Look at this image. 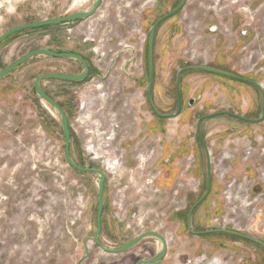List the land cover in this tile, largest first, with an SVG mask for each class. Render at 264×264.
I'll return each mask as SVG.
<instances>
[{
    "label": "rangeland",
    "instance_id": "1",
    "mask_svg": "<svg viewBox=\"0 0 264 264\" xmlns=\"http://www.w3.org/2000/svg\"><path fill=\"white\" fill-rule=\"evenodd\" d=\"M94 1L0 0V37L19 25L87 11ZM180 1L103 0L96 15L86 21L10 38L0 47V71L39 49L77 50L86 57L92 68L90 79L83 83L44 81L43 87L67 114L74 160L107 175L101 234L105 245L118 246L154 231L169 243L167 257L158 264H217L215 259L225 249L221 244L234 241L241 243L248 263L264 264V251L260 255L244 239L217 234L198 241L191 238L187 216L198 202L193 191L199 185L191 175H183L178 187L165 195L155 194V184L148 177L147 166L157 143L143 137L147 120L154 116L147 101V41L154 23ZM236 1L190 0L160 25L155 49L182 37L181 62L190 66L200 63L199 56L209 53L211 45V54L224 53V60L217 61L223 68L251 69L264 84V0ZM244 30L248 35L243 36ZM126 46L134 48L138 61L135 67L131 63L127 67L132 77L121 70L122 60H130L125 52L111 80L101 81L97 74H104ZM82 70L73 60L38 57L0 80V264H79L83 239L96 232L100 178L68 166L60 122L52 108L37 99L33 88L38 75ZM171 93L174 96V90ZM243 139L242 147H253L248 161L256 163L257 178L255 184H243L240 191L236 188L238 197L232 196L225 222L219 224L227 229H244L257 204L264 203V191L258 190V185L264 186V137ZM209 158L218 165V156ZM206 164L203 155L202 185ZM249 201L252 205L247 206ZM179 222L182 229L176 231ZM212 238L217 243L207 255L203 246ZM89 245L91 258L83 264H136L152 258L161 247L158 240L149 238L124 254L110 255L93 242Z\"/></svg>",
    "mask_w": 264,
    "mask_h": 264
},
{
    "label": "crops",
    "instance_id": "2",
    "mask_svg": "<svg viewBox=\"0 0 264 264\" xmlns=\"http://www.w3.org/2000/svg\"><path fill=\"white\" fill-rule=\"evenodd\" d=\"M242 1L250 2L251 0ZM242 19L243 17L239 16L240 22L243 21ZM244 31L243 36L248 35V30ZM183 40L182 37L177 36L171 42L173 45L167 46L164 41L155 49L156 70L153 100L155 107L162 114H173L177 111L178 95L176 90V75L183 67L181 62L183 58L181 53L184 47ZM238 44H241V41ZM209 47L207 48L209 53H201L199 56L202 58L201 62L195 65H204L237 74L251 81H255L264 87L261 80L256 78L257 75L251 73V69L241 70L240 68L234 67L226 70L223 68L221 63H217V61L218 59L219 61L220 59L224 60V53L217 52L215 55L211 54ZM61 51L79 54L86 58L84 54L77 50ZM189 51L190 49L185 54L189 53ZM128 55L130 57L131 54L128 53ZM122 61L121 67H123L124 62L127 60ZM114 70L111 76L105 81L111 80L114 75ZM172 90L175 92L173 94L174 96H172ZM180 93L182 97V111L177 118L164 120L154 115L147 120L143 137L149 141L152 138L157 143L156 147H153L155 148V155L153 160L148 164L147 168L149 169L147 171L150 181L155 184L154 192L158 195H165L167 192L173 191L178 187L183 175H191L196 183L197 181L199 182L198 188H195L193 191L197 192V202L204 195L208 187L207 164L205 169L206 181L204 180L203 185L200 182L202 174H205L201 167L202 157L203 155L206 157L207 152L199 137L198 120L207 115L225 112L247 119H258L261 117L262 99L259 89L253 84L234 81L204 71H187L183 73L180 82ZM192 100L194 104L189 106V102ZM200 130L204 138V143L206 141V147L209 153H211L212 157L213 154L218 156L219 162L216 166L213 165V159L211 161V190L206 200L195 209L192 216V228L195 232L227 229V225H219L225 220L228 208L223 193L227 188V184L232 181H235L233 187L235 192L237 185L242 186L244 184L247 186L249 182L253 183V180L257 178L256 163L253 160L248 161L242 158V153L245 148L242 147V144L243 138L245 140H256L257 137L263 138L264 122L254 125L245 123L232 116L220 115L204 121L201 124ZM201 186H203V190H201ZM258 190L264 191V186L258 185ZM256 209L251 222L244 229H236L229 226L227 230L242 233L264 242V203H258ZM180 224L179 222V227L176 231L182 229ZM117 228L119 229L120 226H117ZM187 233L191 234L188 232V228ZM191 235L194 241H198L202 237ZM217 235L225 236V234ZM226 237L231 240H243L230 235H226ZM243 241L253 246L252 248L256 252H259L260 255L263 253L264 247L247 240ZM215 243L217 242L212 238L204 246L202 245L207 255H210L212 247L215 248ZM228 244H221L225 249H222L220 256L215 259L217 264L250 263H248L247 259H244L245 255L241 254V243L234 241ZM197 250L195 248L191 250V253ZM189 252L187 251L188 254H190Z\"/></svg>",
    "mask_w": 264,
    "mask_h": 264
},
{
    "label": "water",
    "instance_id": "3",
    "mask_svg": "<svg viewBox=\"0 0 264 264\" xmlns=\"http://www.w3.org/2000/svg\"><path fill=\"white\" fill-rule=\"evenodd\" d=\"M103 0H95L92 7L87 10V11H79L75 13L68 14L65 17L62 18H53V19H48V20H42V21H37L33 23H27L23 25H19L17 27H14L10 31L6 32L0 37V46L8 41L9 38L18 35L22 32L25 31H30V30H40L48 27H60V26H66V25H72L77 22H82L86 21L93 16L96 15L98 10L100 9V6L102 4ZM189 0H182V2L171 12L168 14L164 15L162 18L157 20V22L154 24L152 27V30L150 32V37H149V45H148V57H149V66H148V75H149V82L147 85V101L149 104V107L153 114L164 120H169V119H174L177 118L182 111V97L180 93V82H181V76L183 73L187 71H204L207 73H211L214 75L218 76H223L232 80L240 81V82H245V83H250L255 85L261 94V99H262V105H261V117L258 119H247L238 115H233L231 113H217V114H212V115H207L205 117H202L198 120V129H199V137L201 142L203 143L206 152H207V190L204 193V195L199 199V201L190 209L187 217V228L188 232L196 235V236H204L208 234H225V235H230L234 236L237 238H241L247 241H250L254 244H257L261 247H264V242H261L257 239H254L250 236H247L242 233H238L235 231L227 230V229H216V230H211V231H199L195 232L192 228V216L195 211V209L200 206L206 198L209 196L210 190H211V162L209 158V151L208 148L206 147L204 143V138L201 134V124L202 122L216 118L220 115H228L232 116L234 118H237L245 123L248 124H254L258 125L264 122V89L263 86L255 81H251L249 79H246L240 75H234L229 72L217 70L208 66L204 65H194V66H189L180 69L177 72L176 75V90H177V95H178V100H177V111L176 113L173 114H162L160 113L157 108L155 107L153 103V98H152V93H153V87H154V79H155V60H154V51H155V40H156V34L157 30L160 26L161 23L166 21L167 19L175 16L179 12H181ZM129 52L132 56V59L129 61H125L122 67V70L124 73H126L129 77H132L128 72H127V67L129 66L130 63L134 61L135 58V51L132 47L126 46L124 47L123 50L117 53V55L114 57L112 60L110 66L107 68L106 72L102 75L97 74L98 78L102 81L107 80L111 74L112 71L117 67L121 57L123 56L124 53ZM38 57H49V58H55V59H66V60H73L81 64L83 71L79 74H58V73H49V74H41L38 75L34 79L33 83V88L35 95L37 99L40 101L45 102L52 110L54 111L55 115L57 116L62 133L64 136V141H65V158L68 166L72 168L74 171L81 173V174H91L98 176L100 178L99 180V186H98V197H97V212H96V232L92 237H85L83 239V250H84V256L80 259L79 264H83L87 262L91 258V248L89 243L93 242L101 251H103L106 254L110 255H119V254H124L131 249L135 248L139 244H141L144 240L153 238L158 240L161 243V247L158 250V252L150 259L145 260V259H140L136 262V264H158L162 262L168 255V241L160 233L150 231L143 233L136 238L132 239L131 241H128L127 243L118 245V246H113L109 247L103 243L101 240V234H102V220H103V214H104V208H105V203H104V193H105V185H106V173L101 170V169H96V168H88V167H82L80 166L72 157L71 154V129H70V124L68 121V117L66 112L63 110V108L59 105L58 102H56L52 97H50L44 90L43 87V82L44 81H61V82H70V83H83L86 80L91 78V68L87 60L75 53H70V52H58V51H53L50 49H39L36 51H33L20 59L16 60L13 64L8 66L7 68L3 69L0 71V80H3L7 78L8 76L12 75L14 72H16L19 68L22 66L26 65L28 62H30L33 59H36ZM191 105L194 104V101L192 100L190 102Z\"/></svg>",
    "mask_w": 264,
    "mask_h": 264
},
{
    "label": "built area",
    "instance_id": "4",
    "mask_svg": "<svg viewBox=\"0 0 264 264\" xmlns=\"http://www.w3.org/2000/svg\"><path fill=\"white\" fill-rule=\"evenodd\" d=\"M245 152H246V157H245V160H248V159H250L251 158V156H252V154H253V147H245ZM209 155H211V153H209ZM234 185H235V181H232L231 183H229V184H227V188L225 189V191H224V193H223V196H224V198H225V200L227 201V204H229V202L231 201V199H232V196L234 195L235 197H238L237 196V194L236 193H234V191H233V187H234ZM237 188H238V190L240 191L241 189H242V187L240 186V185H237ZM234 196H233V198H234ZM258 198V197H257ZM257 198H255V199H257ZM247 200H249V199H251V196L247 193V198H246ZM254 199V200H255ZM261 204V203H260ZM250 206V205H252V201H249L248 202V204H247V206ZM256 210L257 209H255L254 211H253V213H255L256 212ZM252 220V219H251ZM251 222V221H250ZM239 226V225H238Z\"/></svg>",
    "mask_w": 264,
    "mask_h": 264
},
{
    "label": "flooded vegetation",
    "instance_id": "5",
    "mask_svg": "<svg viewBox=\"0 0 264 264\" xmlns=\"http://www.w3.org/2000/svg\"><path fill=\"white\" fill-rule=\"evenodd\" d=\"M155 1H156V0H155ZM241 1H242V0H237L236 2H239V3H240ZM181 2H182V0L179 2V4H180ZM189 2H190V0H189ZM189 2H188V3H189ZM188 3H187V4H188ZM179 4H178V5H179ZM178 5H177V6H178ZM177 6H176V7H177ZM176 7H175V8H176ZM175 8H174V9H175ZM171 11H172V10H171ZM171 11H170V12H171ZM167 14H168V13H167ZM165 15H166V14H165ZM163 16H164V15H163ZM163 16H162V17H163ZM162 17H161V18H162ZM173 17H174V16H173ZM171 18H172V17H171ZM159 19H160V18H159ZM159 19H158V20H159ZM169 19H170V18H169ZM167 20H168V19H167ZM167 20H166V21H167ZM156 22H157V21H156ZM156 22H155V23H156ZM164 22H165V21H164ZM155 23H154V24H155ZM161 24H162V23H161ZM161 24H160V25H161ZM153 26H154V25H153ZM159 27H160V26H159ZM158 29H159V28H158ZM157 31H158V30H157ZM174 36H175V35H174ZM174 36H172V37H174ZM149 37H150V35H149ZM156 37H157V34H156ZM155 43H156V40H155ZM148 45H149V41H148ZM130 47H131V46H130ZM132 48H133V47H132ZM133 49H134V48H133ZM129 58H130V60H131V59H132V56L130 55ZM128 60H129V59H128ZM128 60H127V61H128ZM130 60H129V61H130ZM154 60H155V51H154ZM136 62H138V61H137V59H136V54H135L134 61L132 62V63H134V64L131 63V66L135 67V66L137 65ZM79 64H80V63H79ZM186 64H187V63H186ZM80 65H81V64H80ZM155 65H156V63H155ZM148 66H149V57H148V63H147V70H148ZM190 66H194V65H190ZM81 67H82V66H81ZM155 67H156V66H155ZM185 67H189V66H183L182 68H185ZM90 68H91V67H90ZM182 68H181V69H182ZM211 68H212V67H211ZM214 69H215V68H214ZM155 70H156V68H155ZM217 70H218V69H217ZM82 71H83V70H82ZM221 71H223V70H221ZM225 72H227V71H225ZM80 73H81V72H80ZM229 73H230V72H229ZM78 74H79V73H78ZM231 74H233V73H231ZM90 75L92 76V68H91V73H90ZM234 75H237V74H234ZM131 76H132V75H131ZM148 77H149V75H148ZM154 81H155V79H154ZM234 81H236V80H234ZM135 82L138 83V80L135 79ZM148 82H149V79H148ZM202 123H203V122H202ZM119 229H120V228H119Z\"/></svg>",
    "mask_w": 264,
    "mask_h": 264
},
{
    "label": "trees",
    "instance_id": "6",
    "mask_svg": "<svg viewBox=\"0 0 264 264\" xmlns=\"http://www.w3.org/2000/svg\"><path fill=\"white\" fill-rule=\"evenodd\" d=\"M48 28H53V27H48ZM44 29H47V28H44ZM44 29H40V30H44ZM16 36V35H15ZM14 37V36H13ZM12 38V37H11ZM10 39V38H9ZM8 39V40H9ZM147 44H148V41H147ZM4 45V43L1 45V46H3ZM0 46V47H1ZM86 59V58H85ZM147 59H148V45H147ZM148 79H149V77H148ZM81 174V173H80Z\"/></svg>",
    "mask_w": 264,
    "mask_h": 264
},
{
    "label": "bare ground",
    "instance_id": "7",
    "mask_svg": "<svg viewBox=\"0 0 264 264\" xmlns=\"http://www.w3.org/2000/svg\"><path fill=\"white\" fill-rule=\"evenodd\" d=\"M102 230H103V220H102ZM160 243V242H159Z\"/></svg>",
    "mask_w": 264,
    "mask_h": 264
}]
</instances>
